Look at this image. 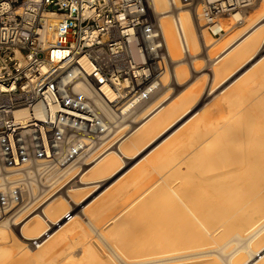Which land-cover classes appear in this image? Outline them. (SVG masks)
<instances>
[{
  "label": "bare ground",
  "instance_id": "obj_1",
  "mask_svg": "<svg viewBox=\"0 0 264 264\" xmlns=\"http://www.w3.org/2000/svg\"><path fill=\"white\" fill-rule=\"evenodd\" d=\"M194 4L192 0H144L146 12L161 30L166 62L176 61L181 49L194 54L201 39L205 48L214 45L213 51L207 48L213 55L206 54L207 59L213 58L210 76L214 84L217 74L254 58L264 37L263 30H257L264 25L257 18L264 15V0L244 16L235 13L222 17L225 32L216 40L208 36L204 26L198 28L200 12ZM179 5L185 7L174 14L173 8ZM244 23L248 25L243 34L235 35L236 28ZM172 71L164 72L178 81L182 68ZM260 77L257 80L264 83V77ZM160 81L156 90L164 88L166 82ZM224 82L222 79L218 86ZM250 82L255 86L254 80ZM247 83L244 78L230 92L221 94L220 102L212 108L193 114H189L193 107L190 103L195 95L186 90L188 86L175 103L168 102L165 93L148 103L147 97L131 111L127 104L115 112L89 87L78 84L77 90L93 99L112 127L89 154L92 157L86 159V164L90 166H82L81 174L76 170L78 164H71L43 176L39 184L43 187L33 185V193L37 187L40 191L16 211L14 221L0 222V264H45L58 255L66 258V264H264V93L251 94L253 88L249 89ZM263 83H257V89H263L258 86ZM103 88L112 99L113 92ZM141 106L140 120L131 125L129 121L133 120L129 119ZM166 107L161 115L164 123L160 121L163 125L156 133L160 111ZM179 121L181 125L174 128ZM168 129L174 136L150 150L154 131L157 135ZM118 133L122 134L116 137ZM146 149L149 151L139 160L144 159L143 164L137 160L113 178L123 163H130ZM78 174L81 185L57 194ZM87 187L90 191L76 200V191ZM76 203L79 209L74 207ZM68 212L72 216L65 220ZM97 218L99 223L105 218L108 227L103 223L95 226L93 220ZM90 220L94 223L90 229L96 233L93 239L88 238L93 232L89 234V227L83 226ZM32 238L43 241L32 248L27 243ZM17 239L26 245L25 249L19 248ZM98 243L115 251L114 260L111 249L108 257L102 256ZM78 244L79 261L70 255L71 247Z\"/></svg>",
  "mask_w": 264,
  "mask_h": 264
},
{
  "label": "built area",
  "instance_id": "obj_2",
  "mask_svg": "<svg viewBox=\"0 0 264 264\" xmlns=\"http://www.w3.org/2000/svg\"><path fill=\"white\" fill-rule=\"evenodd\" d=\"M254 2L199 0L200 16L217 37L222 17ZM163 46L144 0H0V222L14 221L43 176L86 164L110 131L77 85L131 111L161 85Z\"/></svg>",
  "mask_w": 264,
  "mask_h": 264
},
{
  "label": "rangeland",
  "instance_id": "obj_3",
  "mask_svg": "<svg viewBox=\"0 0 264 264\" xmlns=\"http://www.w3.org/2000/svg\"><path fill=\"white\" fill-rule=\"evenodd\" d=\"M192 1H194V6L196 7V8H198V11L200 12V4H199V0L197 1V0H192ZM197 4V5H196ZM260 4V0H255V2H254V4L252 5V6H250L249 8H247V9H245V11H244V13H248V11H250L253 7H256V6H258ZM194 6H192V10L193 11H195L194 9L195 8H193ZM184 8L185 6L184 5H179V7L178 8H176V7H174L173 8V11L172 12H174V14H175V12H177L178 10H180L181 8ZM152 14V16H153V12L151 13ZM150 14V15H151ZM261 15H259L257 18H259L258 19V21H260V22H264V17H262V16H264V15H262L261 17H260ZM224 19H222L221 21H222V23L224 22L223 21ZM197 22H198V19L196 20ZM245 25H248L247 23H244V25L242 24V25H240L239 27H237L236 28V31H235V35L237 34H240V33H243V30H244V26ZM201 26L203 27H205V30H206V32H207V34H208V36H210L211 37V39H215V38H220V37H214V36H212L210 33H209V31H208V29H207V27H206V24H205V22H204V20L201 18V16H200V25H198V28L200 29L201 28ZM257 30H263L262 31V36H264V25H262L261 27H259ZM200 38H201V36H200ZM216 40V39H215ZM215 40H214V42H215ZM201 42H202V44H201V46L199 47V49H198V47H197V52H195L194 54H189V52H184V51H182V49L180 50V53H182L181 55L179 54V56H178V59H176V61H167L166 62V64H167V67H166V71H168L167 72V74H169V72L170 71H172V70H174V69H181L182 68V70H183V72H181V77H180V79L178 80V81H175V79H173V78H171V76L170 75H167L166 74V72H164L163 73V75H162V77L163 78H165V76L167 77V79L165 78V79H163L162 77H161V80H162V82H166V83H164V88L162 87L161 89L159 88L157 91H155L154 93H153V98H156V97H161V95L163 96L165 93L166 94H168L169 95V100L170 101H173L174 100V102H172V103H175V102H177L176 100L177 99H179L180 97H182L183 95H185V94H180V92L182 93H184L186 90H188V91H192V93L195 95H193L192 97L193 98H191V102L192 103H190V104H192L193 105V107H191L192 108V112H190L189 114H193L194 112H196V111H201V110H204L205 108V110H209L210 108H212V105L214 106L217 102H220V100H221V94L222 95H224V94H227L228 92H230V89L233 87H235V86H238V85H240L241 84V82L244 80V78L246 79V81L250 84V83H252V82H250V81H253L254 80V85L256 86H253L252 87V85L250 84V86L251 87H249V85H248V87H249V89L250 88H253V90L251 89V90H249V92H251V94H259L261 91H263V93H264V88L263 89H261L260 90V88L259 89H257L258 87H257V83L258 84H260V83H263V81H260V80H257V78H259L260 76L263 78L264 77V73H262V75H261V72H264V59H263V57H264V38L262 39V42H261V45H260V47L256 50V52H255V55H254V58H252V59H250L249 61H247L246 63H242L241 65H239V67H237V65L236 66H233V67H231L230 69H228L224 74H222V75H219V74H217L216 75V77H215V80H214V84L213 83H211L212 82V80H211V78H212V76H210V75H212L211 73H212V69H211V61L213 60V58H211V60H209V59H207V57L209 56V55H207L206 56V54H208V52L210 53V55H213L212 54V46H214V45H211L210 47H206L205 48V46H203V41H202V39H201ZM209 49V48H211V50L212 51H210V50H208L207 49V51L205 50V49ZM199 51V52H198ZM255 51V50H254ZM203 54V55H202ZM263 59V60H262ZM262 60V61H261ZM193 61V62H192ZM203 61V62H202ZM257 61H258V63H260V64H258L257 63ZM261 61V62H260ZM202 62V63H201ZM205 62V63H204ZM256 62V63H255ZM179 63H182V64H179ZM193 63H194V65H193ZM244 64H246L241 70H239L240 69V67L241 66H243ZM252 64V65H251ZM178 65V66H177ZM198 66V67H197ZM209 66V67H208ZM251 66H253L250 70H248V72H245V74L243 75V73H244V70L247 68V67H251ZM180 67V68H179ZM236 67L237 68H239V69H236ZM248 68V69H249ZM186 69V70H185ZM196 69V70H195ZM210 69V70H209ZM185 70V71H184ZM239 70V71H238ZM237 71V72H236ZM173 72V71H172ZM185 72V73H184ZM241 72H243V73H241ZM238 75H240L237 79H236V81L234 80V78H236ZM244 76V77H241V76ZM258 75V76H257ZM257 76V77H256ZM229 77V78H228ZM256 77V78H255ZM260 77V78H261ZM242 78V79H241ZM254 78V79H253ZM261 78V79H262ZM222 79H225L226 80V82H224L222 85H219L218 86V84L220 83V81L222 80ZM253 79V80H252ZM210 80V81H209ZM230 80V81H229ZM234 80V83H232L230 86H228L227 87V85H228V83L229 82H231V81H233ZM238 80V81H237ZM256 80V81H255ZM182 81V82H181ZM259 81H260V83H259ZM178 82H180V84L178 83ZM194 82V83H193ZM256 82V83H255ZM210 83H211V85H210ZM247 83V84H248ZM212 84L213 85H215V86H213L214 88L213 89H211V87L210 86H212ZM253 84V83H252ZM199 85V86H198ZM235 85V86H234ZM263 85H264V83H263ZM263 85H258L259 87L261 86V88L262 87H264ZM185 86H188V89H186L187 87H185ZM206 86H207V88H206ZM209 86V87H208ZM200 88V89H199ZM207 89V91H206V89ZM165 89V90H164ZM186 89V90H185ZM213 90V91H210L209 92V90ZM255 89V90H254ZM167 90V91H166ZM185 90V91H184ZM166 91V92H165ZM187 92V91H186ZM206 92H209V94L208 93H206ZM221 92V93H220ZM253 92H255V93H253ZM205 93V94H204ZM218 93V94H217ZM262 93V92H261ZM177 94H179V95H177ZM204 94V95H203ZM201 96V97H200ZM206 98L205 100H204V97ZM207 96V97H206ZM209 96H210V98H209ZM221 97V98H220ZM203 98V99H202ZM212 98V99H211ZM202 100V101H201ZM202 106V107H201ZM141 108H143V107H141ZM139 109L136 113H134L133 115H132V117H131V119H129V120H132V119H135V116L137 115V114H139L140 112H141V110L142 109ZM167 108L168 107H166V108H164L162 111H160V116H159V119H158V121H161V117L163 116V113L167 110ZM208 108V109H207ZM204 110V111H205ZM187 115L186 116V118L187 117H189L190 115ZM135 115V116H134ZM162 115V116H161ZM142 116V115H141ZM141 116H140V114L139 115H137L136 116V121H131V125H133V124H135V123H137L139 120H140V118H141ZM139 118V119H138ZM125 122H128V121H125ZM130 122V121H129ZM178 125H181V122H179V123H177L175 126H174V128L175 127H177ZM179 127V126H178ZM120 134H122V133H120ZM119 133L116 135V137L117 136H119L120 135ZM168 135V136H167ZM169 135H171V131H167V132H165L164 134H162V135H160L157 139H156V141H155V143L149 148L150 150L151 149H153L154 147L153 146H155V144L157 145V143L158 142H161V141H163L164 140V142H167L171 137H173V135H171V136H169ZM169 137V138H168ZM168 138V139H167ZM149 149H146L145 150V152L144 151H141V155L139 154V155H137V157H135L130 163H123L120 159H119V164H122L123 165V167H122V169H121V171L119 172V173H117L116 175H114V177L113 178H115V176H117L118 174H120L121 172H123L125 169H127V167H130L131 166V164H133L134 162H136L137 160H139V157L140 158H142L148 151H149ZM157 148H155L154 150H156ZM153 150V151H154ZM144 152V153H143ZM143 153V154H142ZM91 157H92V155L90 156V157H88V159H87V161H90L91 160ZM149 157V156H148ZM145 162V160L143 159V160H141L139 163H144ZM139 163L137 164L138 166H139ZM126 164V165H125ZM136 165V167H138ZM141 165V164H140ZM82 166H85V169L86 168H88L89 166H90V163L89 164H84V165H82ZM82 166H77L76 167V170L79 172V174H81L83 171L81 170V171H79L80 169H81V167ZM135 166H134V168L133 169H135L136 168ZM125 168V169H124ZM131 170V169H130ZM132 171V170H131ZM131 171H129L128 173H127V175L131 172ZM79 174L78 175H76L75 177H73L66 185H64L63 187H61L60 189H59V191H58V193L57 194H59V193H65L66 192V190L67 189H69L70 187H76L77 185H81L80 184V182H78V179H79ZM78 178V179H77ZM113 178L112 179H110L108 182H111L112 180H113ZM77 180V181H76ZM120 181V180H119ZM75 182H76V184H75ZM78 182V183H77ZM39 184H41V183H39ZM38 184V185H39ZM41 188L43 187V186H41V185H39ZM68 186V187H67ZM112 187H114L113 185L110 187V188H112ZM89 189H91V188H84V189H82V190H79V191H76L77 193H76V200H79L84 194H86L88 191H90ZM38 191H40L39 189H38V187H37V190H36V192L35 193H37L38 194ZM98 192H99V190H97ZM86 192V193H85ZM97 193V192H96ZM96 193H94V194H96ZM38 196H40V195H38ZM93 196V194L90 196V197H92ZM78 197V198H77ZM36 204H34L33 206H35ZM32 206V207H33ZM74 207H76V209H79V206L77 205V203L74 205ZM60 214H61V212H60ZM101 219V223H99L100 221H98L99 220V218H97V220L96 219H94L93 220V222L96 224L95 226H97V223L99 224V225H101L102 223V225H104L105 224V226H107L108 227V225H106L107 223H106V220H104L103 218H100ZM104 220V221H103ZM10 222H12V221H10ZM92 221L90 220V223H85V222H83V226L84 227H89V230L90 231H88L87 230V232L89 233H91L92 234V232H93V234H92V236H90L89 234V236H88V238H91V239H93V236H94V238H95V235H96V233H95V231L94 230H91L90 228H92L91 226L92 225H94V223L92 222ZM43 224H45L44 222H43ZM90 224V225H89ZM44 226V228H46V226L45 225H43ZM55 228H58V226H56ZM85 228V229H86ZM88 229V228H87ZM60 232H61V229L59 230ZM58 231V233H60ZM92 231V232H91ZM57 233V234H58ZM47 236V235H46ZM45 236V237H46ZM42 238H44V236L42 237ZM18 240V239H17ZM16 240V242H19L18 243V245H19V248H22V249H25L26 248V245L24 244V243H22L21 241H17ZM98 242V241H97ZM97 245V244H96ZM30 246V245H29ZM79 246V247H78ZM98 248H99V250L101 251V253H102V256H105V258H106V256L108 257L109 255H110V252L112 253V251L114 252L113 254H111L110 256H111V258H113V257H115V251L114 250H112V248L110 247V248H108V247H104L103 245H101V244H99L98 243ZM105 248H103V247ZM30 247H32V246H30ZM34 247V246H33ZM32 247V248H33ZM72 249V251L70 252L71 254L70 255H74V256H76L75 257V260H78L79 261V255H80V253H81V249H80V244H78V245H76V247H75V245L74 246H72L71 247ZM104 250H103V249ZM111 249V250H110ZM109 250H110V252H109ZM105 251H107L106 253H105ZM109 252V253H108ZM105 254H107V255H105ZM68 255V254H67ZM69 255V256H70ZM62 255H58V256H56V257H53L52 259H50V262L48 261V263H50V264H63L64 262H66V261H64V260H66V258L65 257H61ZM68 257V256H67ZM78 257V258H77ZM62 258V259H61ZM65 258V259H64ZM59 259H61V262H59L60 260ZM113 260H114V258H113ZM52 261V262H51ZM63 261V262H62ZM81 261V260H80ZM55 262V263H54ZM115 262V261H114ZM47 262L45 263V264H48ZM64 264H66V263H64Z\"/></svg>",
  "mask_w": 264,
  "mask_h": 264
},
{
  "label": "crops",
  "instance_id": "obj_4",
  "mask_svg": "<svg viewBox=\"0 0 264 264\" xmlns=\"http://www.w3.org/2000/svg\"><path fill=\"white\" fill-rule=\"evenodd\" d=\"M260 3H261V0H260ZM259 5H260V4H259ZM259 5H258V6H259ZM258 6L253 7V8H252L250 11H248V12H251L254 8H257ZM242 14H243V16H244V15H246L247 13H242ZM226 18H227V17H226ZM261 26H262V25H261ZM224 32H225V31H224ZM242 34H243V33H241V35H242ZM241 35H240V36H241ZM263 38H264V37H263ZM260 45H261V44H260ZM259 47H260V46H259ZM263 59H264V57H263ZM263 59H262V60H263ZM262 60H261V61H262ZM261 61H260V62H261ZM246 64H247V63H246ZM246 64H244L239 70H241ZM258 64H260V63H258ZM252 67H253V66H252ZM252 67H250V68L247 67V68L244 70V74H245V72H248V70H250ZM248 68H249V69H248ZM239 70H238V71H239ZM236 72H237V71H236ZM241 73H243V72H241ZM244 74H243V75H244ZM243 75H242V76H243ZM162 87H163V86H161V88H162ZM161 88H160V89H161ZM156 91H157V90H156ZM167 96H168V97H167V100H168V102H169V99H170V98H169V95H167ZM154 99L156 100V98H154ZM154 99H153V93H152L151 95H149V98H148V100H147L146 102H147V103H148L149 101L151 102V100L153 101ZM157 99H158V98H157ZM155 100H154V101H155ZM145 104H146V103H145ZM145 104L142 105V106L144 107ZM142 106H141V107H142ZM139 109H140V108H139ZM139 109H138V110H139ZM141 109H142V108H141ZM132 120H133V121H136V120H134V119H132ZM162 121H163V120H162V118H161V122H162ZM161 122L159 121V123H160V127L158 128V130L156 131V133H159V132H160L159 130L161 129V127H162L164 121H163V123H161ZM179 122H181V121H179ZM179 122H178V123H179ZM129 123L131 124V122H129ZM157 124H158V123H157ZM161 124H162V125H161ZM173 129H174V128H173ZM130 130H131V129H130ZM130 130L128 131V133L125 134V136H126L127 134L129 135V133L131 132ZM167 131H171V129H168ZM167 131H164V132H167ZM176 132H177V131H176ZM156 133H155V131H154V133L152 134V137H151V138H152V140H154V142L150 144L149 148L155 143V141H156V139L159 137V135L164 134V133H160V134H157V135H156ZM172 133H173V132L171 131V134H172ZM172 135L174 136V134H172ZM122 138H125V137H121V138H119V139H122ZM117 140H118V139H117ZM142 143H143V142H142ZM142 143H140V144H142ZM164 143H165L164 141H161V143H157V146H158V145L160 146L161 144H164ZM142 145H143V144H142ZM153 147H154V146H153ZM154 148H155V147H154ZM154 148H153V149H154ZM156 148H158V147H156ZM152 152H153V150H152ZM152 152L150 151V153H152ZM139 160H140V157H139ZM139 160H138V162H139Z\"/></svg>",
  "mask_w": 264,
  "mask_h": 264
}]
</instances>
